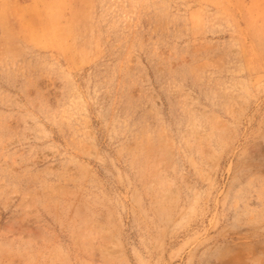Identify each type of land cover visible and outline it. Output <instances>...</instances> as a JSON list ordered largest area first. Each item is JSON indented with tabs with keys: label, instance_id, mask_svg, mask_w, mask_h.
I'll list each match as a JSON object with an SVG mask.
<instances>
[{
	"label": "rangeland",
	"instance_id": "374dc122",
	"mask_svg": "<svg viewBox=\"0 0 264 264\" xmlns=\"http://www.w3.org/2000/svg\"><path fill=\"white\" fill-rule=\"evenodd\" d=\"M0 264H264V0H0Z\"/></svg>",
	"mask_w": 264,
	"mask_h": 264
}]
</instances>
